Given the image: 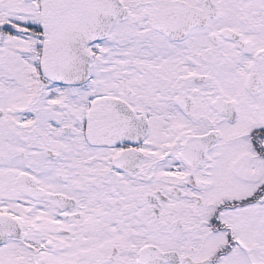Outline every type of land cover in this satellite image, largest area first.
Returning <instances> with one entry per match:
<instances>
[{"label": "snow or ice", "instance_id": "1", "mask_svg": "<svg viewBox=\"0 0 264 264\" xmlns=\"http://www.w3.org/2000/svg\"><path fill=\"white\" fill-rule=\"evenodd\" d=\"M0 264H264V0H0Z\"/></svg>", "mask_w": 264, "mask_h": 264}]
</instances>
